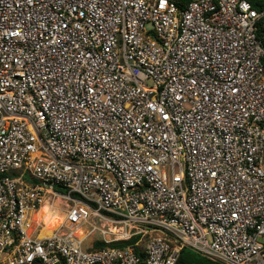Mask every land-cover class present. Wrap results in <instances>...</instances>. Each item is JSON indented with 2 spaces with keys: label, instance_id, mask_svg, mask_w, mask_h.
Listing matches in <instances>:
<instances>
[{
  "label": "built area",
  "instance_id": "2783aa9c",
  "mask_svg": "<svg viewBox=\"0 0 264 264\" xmlns=\"http://www.w3.org/2000/svg\"><path fill=\"white\" fill-rule=\"evenodd\" d=\"M262 20L246 0H0V264H264Z\"/></svg>",
  "mask_w": 264,
  "mask_h": 264
},
{
  "label": "trees",
  "instance_id": "16d2710c",
  "mask_svg": "<svg viewBox=\"0 0 264 264\" xmlns=\"http://www.w3.org/2000/svg\"><path fill=\"white\" fill-rule=\"evenodd\" d=\"M191 0H176L177 5L182 7L186 3H188ZM248 3H250L251 7L257 11L264 10V0H246ZM256 36L261 41L262 46L264 48V20L259 21L257 24V30H256ZM262 65L264 67V58L262 59ZM57 191L60 193H63V191L60 188H56ZM43 209V208H42ZM43 212V210H42ZM36 221H43V217L41 213H37L35 216ZM46 222V221H45ZM44 222V223H45ZM61 223L58 224V226ZM47 226V224L45 223ZM137 238H135L133 241H136ZM126 244H132L129 242H123L120 244H114L110 246H118V245H126ZM106 245L103 242H95L93 243L92 249H101L104 248ZM136 254L142 259L143 254L137 249L135 250ZM178 264H217L213 262L212 260L202 256L200 253L194 251L193 249L189 247H183L180 251L179 258H178Z\"/></svg>",
  "mask_w": 264,
  "mask_h": 264
},
{
  "label": "rangeland",
  "instance_id": "374dc122",
  "mask_svg": "<svg viewBox=\"0 0 264 264\" xmlns=\"http://www.w3.org/2000/svg\"><path fill=\"white\" fill-rule=\"evenodd\" d=\"M147 28L149 27V25L146 26ZM20 174V171H17V172H11L9 173V177H17L18 175ZM26 179L29 180V177L27 176ZM43 208V209H42ZM61 210L63 211V208L60 207ZM43 210V212H42ZM38 213H41L42 214V217H43V228H51L52 230L55 229L56 227H58V224L62 221H57L55 219L52 218L51 214L49 213L48 211V208L47 207H44V205H42V207L40 208L39 212ZM46 221V222H45ZM47 224V226L45 225V223ZM138 239V238H137ZM142 239V238H141ZM145 240V239H144ZM259 241H262V239H259ZM143 245L145 244V241H143L142 243Z\"/></svg>",
  "mask_w": 264,
  "mask_h": 264
},
{
  "label": "bare ground",
  "instance_id": "6f19581e",
  "mask_svg": "<svg viewBox=\"0 0 264 264\" xmlns=\"http://www.w3.org/2000/svg\"><path fill=\"white\" fill-rule=\"evenodd\" d=\"M57 203H58V201H56L52 206H50L49 204L46 203V204H44V207L48 208V211L51 214L53 219H55L57 221H62L63 217L58 211ZM51 232H52L51 228H48V229L47 228H43L42 231H41V235L42 236H44V235L48 236V235L51 234ZM82 233H83L82 230L78 229L77 234L78 235H82Z\"/></svg>",
  "mask_w": 264,
  "mask_h": 264
}]
</instances>
